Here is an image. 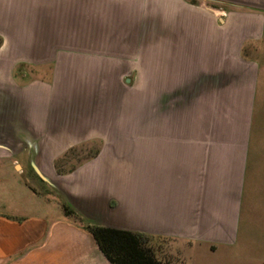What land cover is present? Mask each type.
I'll return each mask as SVG.
<instances>
[{"label":"crops","instance_id":"0c3cea01","mask_svg":"<svg viewBox=\"0 0 264 264\" xmlns=\"http://www.w3.org/2000/svg\"><path fill=\"white\" fill-rule=\"evenodd\" d=\"M30 1L0 0V33L16 22L17 32L24 31ZM95 1L90 12L84 5L74 17L66 11L61 37L145 40L139 56L121 46L81 53L88 56L81 71L97 87L119 84L107 83L106 72H143L144 125H106L103 111L83 110V100L73 106L71 84L66 110L58 113L49 109L55 96L46 94L47 85L37 97L35 84L14 83L13 68L0 77V264H110L64 206L85 224L150 237L162 263L215 254L231 242L253 163L250 118L259 67L243 61L241 51L262 37L264 18L218 16L187 0ZM54 15L43 22L44 38L59 36ZM235 103L245 105L246 130H236L233 141L215 120ZM92 141L100 143L95 158L57 175L56 159ZM29 172L41 189L28 184Z\"/></svg>","mask_w":264,"mask_h":264},{"label":"rangeland","instance_id":"374dc122","mask_svg":"<svg viewBox=\"0 0 264 264\" xmlns=\"http://www.w3.org/2000/svg\"><path fill=\"white\" fill-rule=\"evenodd\" d=\"M94 1L31 0L28 5L31 6L29 9L32 10V14L29 17L30 21L24 24V31L21 28L22 31L17 32L20 28L17 27L18 23L16 22L13 23L12 30L8 28L9 32L2 31L0 33L2 40V46L0 47V77L7 78L11 72L10 68H13L14 83L19 87L35 84V89L32 90H34L36 96L43 94L39 91V88H41L39 86L47 85L49 88L48 91L46 89V94H50L51 98L52 95L55 96L53 99L55 102L54 104L51 103L49 109H53L58 113L66 110L64 102L66 87L71 84L72 88L69 95H72L73 106L80 107L81 100H83V110L87 111L88 107V110L103 111L107 118L105 120L106 125H109V122L115 125L119 121V124L124 126L133 125L134 123L137 126H143L145 95L143 72L137 71L131 74L123 70L120 72H106L104 78L107 83L109 79L116 78L120 79L119 84L97 87L94 84L93 77L89 76V72L81 71V64L88 57L82 54H85L88 50L99 53L98 51H104L112 46H121L122 51L130 53L135 51L139 56L144 50L145 40L143 38L128 40L105 38L65 39L64 36L61 37L65 31L63 22L66 20V11L73 12L67 14V16L74 17V13L79 12L80 6L84 5L85 12H90L94 9L92 8ZM187 2L195 5L206 4L207 7L216 9L218 16L224 11L226 15L238 14L264 18V0H187ZM54 8L56 9L55 15L53 13ZM33 15L36 16L37 23H33ZM53 15L58 21L59 36L56 39L44 38L46 35L42 36V34L45 33L40 31L45 25L43 22H47L50 16ZM33 27L37 29L34 31ZM260 29L262 37L255 41L248 40L244 43L241 51L242 60L257 65L259 74L256 101L250 118L249 143L253 163L243 185L242 204L239 217L236 219V227L232 232L231 242L227 246L218 249L212 255L199 253L184 264H264V22ZM34 34H36L35 37ZM39 34L42 36L41 38H38ZM49 48L51 51L55 48L56 54H46V50ZM71 52L73 54L70 55ZM67 62L71 63L73 70H67ZM124 79L130 80V82L126 83L123 81ZM12 90H14L13 94L16 95V87H13ZM134 96L135 102L133 101ZM46 106L42 103L43 111L46 110ZM230 106L231 108L227 107L226 117L224 119L218 117L215 122L216 126L223 127L227 132H230L228 137L235 141L236 130L241 131V133L246 130L245 105L235 103L230 104ZM79 110L81 109L79 108ZM82 145L76 146L75 158L65 164L62 167L63 170L77 165L80 160L93 155L100 147L99 141ZM4 154V152H0V159L5 158ZM3 169L0 166V171ZM19 170L20 167L17 166L16 171ZM28 174V179H26L28 184L32 187L40 186L34 173L29 172ZM42 186L41 184L39 188L41 189Z\"/></svg>","mask_w":264,"mask_h":264},{"label":"trees","instance_id":"16d2710c","mask_svg":"<svg viewBox=\"0 0 264 264\" xmlns=\"http://www.w3.org/2000/svg\"><path fill=\"white\" fill-rule=\"evenodd\" d=\"M1 46L2 40L0 38V47ZM76 150L77 147H73L55 160L54 169L57 175L62 176L74 172L80 165L95 158L99 153V149H97L93 155L80 160L77 165L63 170L62 167L75 158L74 153ZM64 212L67 216L72 217L75 222L80 224L85 231L91 234L100 252L110 264H167L155 258L148 245L150 237L140 233H131L85 224L66 206H64Z\"/></svg>","mask_w":264,"mask_h":264},{"label":"water","instance_id":"95a60500","mask_svg":"<svg viewBox=\"0 0 264 264\" xmlns=\"http://www.w3.org/2000/svg\"><path fill=\"white\" fill-rule=\"evenodd\" d=\"M37 174L40 176V173L37 171Z\"/></svg>","mask_w":264,"mask_h":264}]
</instances>
